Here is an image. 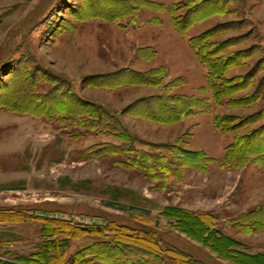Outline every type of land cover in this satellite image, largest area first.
Listing matches in <instances>:
<instances>
[{
	"label": "rangeland",
	"instance_id": "obj_1",
	"mask_svg": "<svg viewBox=\"0 0 264 264\" xmlns=\"http://www.w3.org/2000/svg\"><path fill=\"white\" fill-rule=\"evenodd\" d=\"M211 6L217 12L185 34L174 28V17L195 19ZM0 19V260L60 264L58 250L69 242L61 264L76 257L85 264H182L171 249L196 264H234L180 231L175 218L162 215L166 206L210 212L215 227L245 250L264 252V231L237 227L238 216L264 205V171L255 155L237 166L224 163L234 137L264 125V0H0ZM227 21L226 31L209 41L211 59L234 57L226 73L233 82L255 67L257 73L245 90L217 103L189 39ZM160 66L166 73L159 85L115 84L108 76ZM95 76L102 87L85 82ZM27 82L32 91L22 86ZM68 91L69 100L82 97L117 115L134 135L133 146L165 155L171 172L126 167L134 153L128 150L97 154L106 143L129 140L115 132L114 120L104 117L90 129L73 124L66 110L44 107ZM160 91L207 96L211 109L168 121V112L149 101ZM245 95L256 100L228 101ZM216 115L248 124L223 132ZM193 151L208 158L180 156ZM87 226L104 234L86 232ZM112 226H128L136 236L154 233L163 252L145 258L141 248L119 244Z\"/></svg>",
	"mask_w": 264,
	"mask_h": 264
},
{
	"label": "trees",
	"instance_id": "obj_2",
	"mask_svg": "<svg viewBox=\"0 0 264 264\" xmlns=\"http://www.w3.org/2000/svg\"><path fill=\"white\" fill-rule=\"evenodd\" d=\"M133 2V1H131ZM140 2V1H138ZM144 6H148L149 2L144 1ZM147 4V5H146ZM132 8L128 7V11L131 12ZM201 10V7L196 9L195 12ZM214 6L209 7L204 12L200 13L198 18L191 19L185 18L183 16L174 17L172 24L174 28L185 34L188 31L189 27L195 23V21L202 20L210 16V14H214L217 12ZM2 20L0 19V23ZM231 22H223L217 24L216 26L210 27L202 31L201 33L190 37L189 44L191 48L194 50L197 58L206 66L207 69V86L212 93L214 100L217 103H222L223 98L229 96L230 94L235 93L236 91L245 90L246 87L253 80L254 75L257 73L256 67L253 69L254 72H250L247 75H243L238 78L237 81L233 82L232 78L226 76V73L229 70V67L233 66L234 63L231 62L233 56L227 57H218L215 60L211 59V50L208 49L210 39L217 33L221 31H226L225 27L228 26ZM227 40L222 43V46L225 45ZM226 47H223V50ZM210 55V56H208ZM208 56V57H207ZM165 68L154 67L149 69L148 71H139L135 69H129L117 71L111 75H108L111 80L115 81V84H120L122 82L125 83H138V84H146V85H159L161 84L160 79L165 76ZM159 75V76H158ZM100 77V76H99ZM122 77V78H121ZM95 77H87L85 82L94 88L102 87V81L98 83ZM121 78V79H120ZM178 81V80H177ZM27 88L33 90L31 85L32 82L24 83L22 86L25 90ZM169 84L165 85L167 88ZM178 84L176 80L171 82V87H175ZM260 85L256 88L254 94L260 89ZM23 89V90H24ZM16 92V91H15ZM14 92V93H15ZM74 96L72 91L65 92L62 96L65 98L60 102L53 103L52 105H44L47 106V109L50 111H58V110H66L73 117L70 119L73 124L78 126L93 128L103 121L105 117L107 120H114L115 122L112 127L115 129V132L119 135V137L129 140L127 142V146L117 145V144H109L106 143L98 150L97 154H108V153H119L121 151L126 152L127 150L133 153L132 158L128 161V164H125L126 167L135 168L138 170H153L156 174H167L171 172L169 170L170 162L165 155H157L147 153L143 150L136 149L133 144L136 141L134 135L128 132V130L121 125L119 118L114 113H110L109 111L103 109L102 106L97 105L94 101L85 99V98H72L69 100L68 97L70 95ZM144 100V99H141ZM157 102L160 108H162L161 112L167 111L169 116L166 118L168 121H178L184 116L190 115L194 108H198L200 110L209 111L211 109L210 99L207 96H196V95H184L178 93L165 94L164 91H160L156 95H152L149 98V101ZM236 100L240 104L244 102H254L256 98H253L251 95L239 96V97H229L228 101ZM16 101V99H15ZM14 101V102H15ZM227 101V102H228ZM4 105V103H3ZM9 105V104H8ZM40 105V104H39ZM41 106V105H40ZM75 113V114H74ZM249 118H252L249 117ZM166 119L164 121H166ZM246 120V119H245ZM215 126L222 130L223 132L234 131L236 128L242 127L248 124V121H241L238 123H233V119L231 117L224 115H216ZM109 123L110 121H106ZM110 124V123H109ZM264 130V125L262 127L256 128L251 132H248L243 135H238L234 137L233 141L226 146L224 155V163L235 165L242 164L250 160L249 156L255 155V163L261 167L264 171V137L262 135V131ZM132 142V143H131ZM131 143V144H130ZM119 148L121 150H119ZM180 156L185 157L186 155H190L193 159H198L197 163H201L203 157L208 158L201 151H193V153L184 154V152H180ZM179 156V157H180ZM211 161L213 158L211 157ZM162 215L173 217L176 219L177 228L186 233L188 236L193 239L198 240L204 245L208 246L211 250L219 255V257H223L227 259L231 263L234 264H264V252H249L244 249V244L239 240L231 237L230 235L221 232L219 229L215 227L213 222L216 220V216L211 214L210 212H200L196 213L191 210L178 207V206H166L162 211ZM48 220V219H47ZM53 222H58L56 220H49ZM237 227L244 232H258L264 231V205L257 206L256 208L249 210L238 216L237 218ZM65 223V222H64ZM79 227V226H77ZM86 232H98L102 233L101 228L94 227H82ZM109 230H114L116 232L115 239L120 244H130L135 246L136 248H141L142 254L145 258L149 257H159L161 255L162 247L159 244V241L156 239L154 233L149 235V237L136 236L132 233V229L128 226H118L113 227ZM104 234V232L102 233ZM105 242V241H104ZM69 242L62 243L61 249L59 248V255L56 259L61 260L62 263L63 254L68 247ZM99 246H102L100 243H96ZM56 249V248H55ZM87 254H93V251H89ZM170 254L174 257V260L181 261L182 264H196L193 260L189 258L188 255L181 253L179 250L171 249ZM55 258V257H48ZM81 258H69L68 262L70 264H85V260ZM120 264H127L129 261H121ZM60 263V264H61ZM0 264H18V262L14 261H4L0 260ZM136 264V263H134Z\"/></svg>",
	"mask_w": 264,
	"mask_h": 264
}]
</instances>
